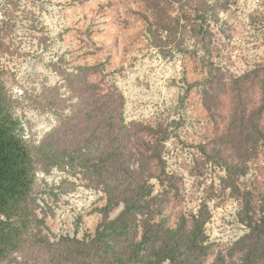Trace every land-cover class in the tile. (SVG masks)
I'll list each match as a JSON object with an SVG mask.
<instances>
[{
	"label": "rangeland",
	"instance_id": "374dc122",
	"mask_svg": "<svg viewBox=\"0 0 264 264\" xmlns=\"http://www.w3.org/2000/svg\"><path fill=\"white\" fill-rule=\"evenodd\" d=\"M157 3L168 7L166 19L177 28L171 38L160 29L167 41L162 46L148 31V22L154 23L158 16ZM201 3L0 0V69L6 71L25 134L37 144L58 123L44 95L67 97L66 75L77 65L104 63L97 77L114 83L124 95L126 121L152 126L153 140L166 134L161 142L163 186L158 177L150 183L155 194L168 189V224L190 219L202 204L207 205L210 219L205 231L212 243L208 257L212 261L219 251L228 254L249 231L240 219L248 192L257 217L264 214L258 208L264 196V0H229L227 6L217 8L215 17L209 10L206 21L196 16L202 15ZM200 23L212 31L209 53L194 31ZM211 74L220 80L213 84L220 91L207 89L214 97L205 90ZM241 105L257 118L261 133L247 159L234 122ZM214 149L246 171L228 172L209 156ZM37 176L34 198L39 203L36 212L43 218L42 233L52 241L62 235L94 233L106 203L102 187L90 184L81 169L53 166Z\"/></svg>",
	"mask_w": 264,
	"mask_h": 264
},
{
	"label": "trees",
	"instance_id": "16d2710c",
	"mask_svg": "<svg viewBox=\"0 0 264 264\" xmlns=\"http://www.w3.org/2000/svg\"><path fill=\"white\" fill-rule=\"evenodd\" d=\"M228 1H205L201 3L205 6L202 15L196 16L205 20L211 10L215 17L217 8L227 6ZM154 5L158 16L154 23L148 22V31L153 42L162 46L167 41L160 29L167 30L171 38L177 28L166 19L168 7ZM154 24L157 27L153 28ZM194 31L209 53L210 28L200 23ZM104 67V63L77 65L66 75L67 97L44 95L58 123L37 144L25 134L7 87L6 71L0 69V264L12 260H19V264H264V196L258 206L262 214L257 217L248 192L240 219L249 231L228 254L219 251L212 261L208 260L212 243L205 231L210 219L206 204L190 219L182 217L175 226L168 224V189L163 187L155 194V186L150 183L151 178L160 179L165 172L161 167V142L166 134L153 140L156 130L152 126L126 121L124 95L114 83L97 77ZM207 79L206 95L214 97L207 89L220 91L213 85L220 80L212 74ZM238 109L234 122H238V143L247 159L261 133L253 113L246 106ZM219 149L207 154L230 173L246 171ZM53 166L81 169L90 184L102 187L106 203L94 233L83 237L62 235L52 241L40 230L43 218L36 212L39 203L34 198L37 174L49 172ZM119 205L122 208L112 216Z\"/></svg>",
	"mask_w": 264,
	"mask_h": 264
}]
</instances>
